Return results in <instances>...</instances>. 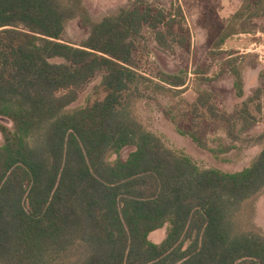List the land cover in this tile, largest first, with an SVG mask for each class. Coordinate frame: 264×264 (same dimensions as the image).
I'll list each match as a JSON object with an SVG mask.
<instances>
[{"label":"trees","instance_id":"obj_1","mask_svg":"<svg viewBox=\"0 0 264 264\" xmlns=\"http://www.w3.org/2000/svg\"><path fill=\"white\" fill-rule=\"evenodd\" d=\"M77 16L89 27L78 47L61 41ZM263 16L264 0L245 1L216 46ZM144 28L164 49L187 46L180 7L132 0L94 20L83 0H0V117L12 122L0 124V264H264V231L251 218L264 146L242 171L200 169L138 111L167 99L176 131L214 157L261 143L264 133L249 132L263 109L264 68L245 98V56L227 60L244 98L232 111L208 88L188 102L184 72L153 80L134 68ZM98 73L101 94L69 108Z\"/></svg>","mask_w":264,"mask_h":264},{"label":"rangeland","instance_id":"obj_2","mask_svg":"<svg viewBox=\"0 0 264 264\" xmlns=\"http://www.w3.org/2000/svg\"><path fill=\"white\" fill-rule=\"evenodd\" d=\"M132 0H83L91 18L99 19L113 12L120 5H128ZM173 10L180 7L183 10L188 28V43L182 49L173 45V50L160 47L154 40L150 29L144 28L143 37L136 42L134 53V68L141 74L158 80L161 72L185 74V85L182 96L188 101H194L198 88H208L218 98L221 105L230 111L240 105L244 99L234 94V77L226 62L232 56H245L243 65L244 90L246 96L261 86L259 72L264 68V62L259 60L255 48L260 45L264 56V16L254 18L246 23L250 28L248 33H238L229 36L224 44L216 46L224 27L237 9L247 0H148ZM253 1V0H250ZM174 13V11H173ZM165 30V27H162ZM89 35V27L77 16L66 24L61 41L78 47ZM168 42L171 40L167 37ZM178 41V38L175 39ZM174 44V42H173ZM233 54V55H232ZM101 73L95 75L90 83L79 91L77 100L69 108L85 106L93 101L94 94H101ZM264 102V100H263ZM168 100L156 97L144 101L138 111L141 119L167 146L190 157L200 169H219L225 172H238L245 169L264 146V141L249 147L240 146L227 153L214 157L209 151L198 147L188 136L179 134L175 125L168 118L165 107ZM258 121L249 132L250 136L264 133V104L260 113H256ZM0 124L12 127V122L0 117ZM3 138L0 133V145ZM130 149L121 152L126 157ZM254 211L251 216L255 226L264 231V192L254 201ZM166 226L150 233L153 242H160L165 236Z\"/></svg>","mask_w":264,"mask_h":264},{"label":"built area","instance_id":"obj_3","mask_svg":"<svg viewBox=\"0 0 264 264\" xmlns=\"http://www.w3.org/2000/svg\"><path fill=\"white\" fill-rule=\"evenodd\" d=\"M259 59L264 62V56L262 55V52L259 50Z\"/></svg>","mask_w":264,"mask_h":264},{"label":"crops","instance_id":"obj_4","mask_svg":"<svg viewBox=\"0 0 264 264\" xmlns=\"http://www.w3.org/2000/svg\"><path fill=\"white\" fill-rule=\"evenodd\" d=\"M255 48H257L256 50L259 51L258 49L260 48V45L259 46H256ZM261 51V50H260ZM258 58H259V54H257ZM260 60V59H259ZM262 61V60H261ZM246 93V92H245Z\"/></svg>","mask_w":264,"mask_h":264}]
</instances>
